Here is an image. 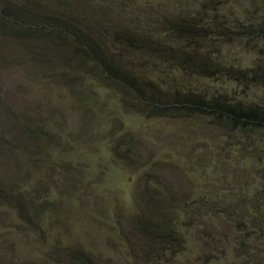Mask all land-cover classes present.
<instances>
[{
    "label": "rangeland",
    "instance_id": "obj_1",
    "mask_svg": "<svg viewBox=\"0 0 264 264\" xmlns=\"http://www.w3.org/2000/svg\"><path fill=\"white\" fill-rule=\"evenodd\" d=\"M203 1L207 7L237 1L239 21L263 14L257 0H0L3 15L35 23L49 17L67 26V35L18 32L17 43L0 26V264H80L76 249L92 264H254L253 255L263 258L264 237L248 238V230L252 223L264 227V150L226 133L212 117L147 115L119 84L113 83L116 95L100 86L93 65H75L64 75L38 68L30 55L37 46L67 64L71 33H82L121 68L134 74L150 68L147 78L174 87L194 78L162 59L153 58L147 69L152 51L138 41H163L168 23L186 16L184 6ZM259 41L227 37L226 44L238 47H224L222 58L255 66L264 50ZM95 53L101 61L92 63L104 65ZM203 74L200 84L211 92L264 102V91H250L248 82ZM71 77L77 88H90L83 99L97 103L93 114L84 112ZM16 115L48 127L41 128V142H21L18 128L13 138L1 135H10L5 127ZM232 219L251 221L238 230ZM166 221L167 237L166 227L155 226ZM157 235L162 243L153 242Z\"/></svg>",
    "mask_w": 264,
    "mask_h": 264
},
{
    "label": "trees",
    "instance_id": "obj_2",
    "mask_svg": "<svg viewBox=\"0 0 264 264\" xmlns=\"http://www.w3.org/2000/svg\"><path fill=\"white\" fill-rule=\"evenodd\" d=\"M257 2L263 7V14L260 16H250L247 21H239L238 15H234L238 8L237 1L236 3L222 1L219 3L218 7H215L214 2L210 4L211 6L214 5V7L210 5L207 7V1H203L202 3L199 2L198 5L188 3L184 6L186 16L168 23L167 30L169 35L166 36L163 41H145L142 39L138 41V44H140L142 48H145L147 51H152L148 57L147 69L150 66L153 67V58L162 59L163 61L172 63L171 65L175 67L185 70L190 78H194V80H188L186 83L176 84L174 87H168L161 78H158V84L151 78H147L145 73L146 71L150 72V68L146 71H139L140 74H134L131 70H126L123 67L122 69L117 61L106 56L100 48L92 46L93 42L91 39L85 36V38H83L82 35L84 34L82 33L78 35L71 33V41L72 45H74L72 47L73 58L71 61H67V64L65 61L64 64H61L56 58L52 59L50 51L47 53L45 49L37 46L34 48L38 50H30V55L32 54V60L34 62L41 64L38 68L49 66L57 71V73H63L64 75H70L72 71L76 70L75 65H93L97 72L95 76L99 78L98 81L101 82L100 86H104L108 92L112 95H116L117 91L114 89L113 83L119 84L120 87H123L125 96H128L131 102L140 105L145 112L148 111L146 112L147 115L160 112L176 117L191 114H201L212 117V119H214L213 122L223 128L226 133L233 135V137H239L238 139L248 141L255 149L264 150V102H243L241 100H234L228 93L221 91L211 92L204 82L200 84V79L206 77L203 74L204 72L217 73L220 76L238 80L239 84V80H242V83L248 82L249 85H251L249 88L250 91L252 86H254L253 89H255V91H264V50L260 52L262 58H258L255 66L248 68H244L242 62L230 64L226 56L224 55V58H222L221 55L224 47H238L236 43L226 44L224 42L227 37L228 41L235 39V35L240 36V39L248 38L258 42L262 40L260 48L264 47V0H257ZM209 9L214 12L209 14ZM226 11L228 12L226 13ZM48 18L49 17L44 19L40 18L38 22L35 23L33 21L24 20V18H17L12 13L3 15L0 12V26L4 27L2 29L3 35L16 43L17 41L14 36H18L16 33L21 31H31L33 32L32 35H36L41 31L43 33L45 31L50 35H53V31H55L56 34L61 33V31L66 34L64 29H66L67 26L63 27L59 24H54V22L50 23L47 21ZM229 19H233V21H228ZM150 30L153 31L151 28ZM127 38L129 39L130 37L128 36ZM179 39H182L184 44L177 47L173 42ZM171 42L173 45H169ZM95 52L103 56V60H105L104 65L97 66L92 63V61H101L96 57ZM109 62H111V64H109ZM60 67L61 69L59 71L58 69ZM153 71L154 74L156 72L157 75L156 68H154ZM201 71H203V73H201ZM68 83L74 86L73 91H77L79 96H82V99L87 97L86 92H88L90 88L88 90L84 89L85 87L83 89L77 88L76 85L78 83L75 77H71ZM208 83L209 82H207V84ZM104 84H111L112 86H105ZM83 101L84 99L81 100V103L84 104V112H86V114H93L94 106H96L97 103L90 105L88 102L89 100ZM107 104L108 102L105 105ZM5 128H8L6 133L10 135L3 133H1V135L13 138L12 128H18L22 134V137H20L21 142H24V139L41 142L42 134H45L41 128L48 127L45 125H33L26 117L16 115L10 119ZM254 143H257V145L255 146ZM25 156L27 157V161L32 159L31 156ZM251 183H255L254 178H252ZM16 190L17 189L14 191L16 192ZM14 191H12V193ZM249 205L250 203L245 201V207L249 209ZM235 212L238 213V209H235ZM250 221V219H245L242 220L240 224H236L235 220L232 219L234 227L236 226L238 230L246 229V225L250 223ZM155 226L158 230H160L161 227H166L164 230L165 236H169V225L167 221L166 225L159 222L155 223ZM251 226L254 227L248 230V233H250L248 238L264 237V227L254 223H252ZM150 236V238H152V235ZM163 241V236L160 237L158 235L157 239L153 240V242L156 243H162ZM262 245L264 247V243ZM73 254L76 259L82 260L80 264H92L88 255L82 250H73ZM253 257L254 264H264V256L262 259L256 257V255H253Z\"/></svg>",
    "mask_w": 264,
    "mask_h": 264
}]
</instances>
